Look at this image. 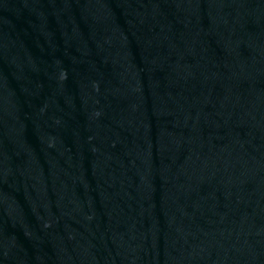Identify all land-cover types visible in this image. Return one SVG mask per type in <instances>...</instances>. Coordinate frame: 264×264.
Listing matches in <instances>:
<instances>
[{
	"label": "water",
	"instance_id": "obj_1",
	"mask_svg": "<svg viewBox=\"0 0 264 264\" xmlns=\"http://www.w3.org/2000/svg\"><path fill=\"white\" fill-rule=\"evenodd\" d=\"M0 264H264V0H0Z\"/></svg>",
	"mask_w": 264,
	"mask_h": 264
}]
</instances>
